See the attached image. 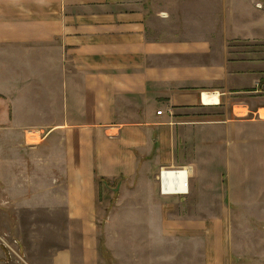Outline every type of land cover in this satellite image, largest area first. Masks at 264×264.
<instances>
[{
  "label": "crops",
  "instance_id": "1",
  "mask_svg": "<svg viewBox=\"0 0 264 264\" xmlns=\"http://www.w3.org/2000/svg\"><path fill=\"white\" fill-rule=\"evenodd\" d=\"M226 8V0H0V197L8 201L0 210L10 213L1 237L24 240L25 226L68 229L82 261L69 247L50 264H97L106 183L122 190V212L138 213L124 223L161 227L140 215L161 210V197L190 198L193 212L224 210L203 191L216 128L203 122L207 107L264 118V59L233 48L235 38L264 40L235 33L241 11L258 20V10ZM172 169L187 170L188 188L162 191L161 171ZM187 222L195 234L208 227ZM142 237L160 241L156 232ZM212 249L207 264H264V236L220 234Z\"/></svg>",
  "mask_w": 264,
  "mask_h": 264
},
{
  "label": "rangeland",
  "instance_id": "2",
  "mask_svg": "<svg viewBox=\"0 0 264 264\" xmlns=\"http://www.w3.org/2000/svg\"><path fill=\"white\" fill-rule=\"evenodd\" d=\"M226 1L227 14L231 9L237 12L244 10L249 4L258 10V20H252L254 17L250 13L241 11L244 19L237 20L236 35L264 37V0ZM230 5L233 8L229 7ZM233 45L235 56L264 59V40L235 38ZM259 87L263 93L258 95L264 96V78L259 81ZM250 107L256 110L255 105ZM226 111L227 114L213 105L207 107L203 122L216 128H211V147L205 149L209 156L205 155L202 160L205 167L210 169L209 178L203 181V191L209 203L222 204L224 210L193 212L189 210L190 198L161 197L158 202L161 210L140 212L146 220L161 222V227H145L144 222L124 223L123 218L127 219V215L138 213L122 212V190L118 188L117 183H106L99 188V199L103 203L101 208L104 210L98 214L97 264H207L208 261L212 262V258H216L215 251L210 250L220 234L264 236V118L253 114L244 117L235 115L232 113V105ZM235 113L246 114L247 109L237 108ZM262 114L264 116V110ZM240 119H243L242 122L246 125H243L239 132L235 125ZM192 182L197 189L199 182ZM148 199V196H143L142 202ZM1 207L5 206H0V209ZM30 216V213H23V224ZM197 219L207 220L208 227L201 228L202 232L195 234L187 221ZM0 220L7 224L10 213L0 210ZM27 225L29 226L28 221ZM67 230L55 229L51 234H47V229L40 225L33 230L25 226L22 230L24 240L19 241L15 237L14 242L11 240L12 242L5 241L0 244L4 253L2 263L50 264L49 258L55 252L69 247L74 249L75 260L80 263L83 258V245L77 239L75 243L68 242V239H71ZM145 231L156 232V238L160 241L143 243L142 236ZM196 241L201 243L198 250ZM206 244L211 248L208 252L201 250L202 247L206 248ZM128 256L131 260H128ZM153 257L161 259V263L154 261Z\"/></svg>",
  "mask_w": 264,
  "mask_h": 264
},
{
  "label": "built area",
  "instance_id": "3",
  "mask_svg": "<svg viewBox=\"0 0 264 264\" xmlns=\"http://www.w3.org/2000/svg\"><path fill=\"white\" fill-rule=\"evenodd\" d=\"M162 111H159L158 114H161ZM171 171V170H163L161 171V187H162V191L163 192H168L169 189H174L173 192L178 191L180 187L182 188H188L189 187V180L188 177L186 175L185 179L183 180L182 183L178 182V181H173L171 180L169 177H167V173ZM8 204L7 200H3L0 197V206L2 205H6ZM6 239H4V237L0 236V243H5ZM17 259V258H14ZM16 261V260H15ZM17 262L19 263L20 260H17Z\"/></svg>",
  "mask_w": 264,
  "mask_h": 264
},
{
  "label": "bare ground",
  "instance_id": "4",
  "mask_svg": "<svg viewBox=\"0 0 264 264\" xmlns=\"http://www.w3.org/2000/svg\"><path fill=\"white\" fill-rule=\"evenodd\" d=\"M187 170L185 169H179V171H175V170H171L167 173V177H169L171 180L173 181H178L180 183L183 182V180L185 179L186 175H187ZM178 191L175 192H180L182 190H185L184 188L180 187L178 188ZM174 189H169L168 192L169 193H173Z\"/></svg>",
  "mask_w": 264,
  "mask_h": 264
}]
</instances>
